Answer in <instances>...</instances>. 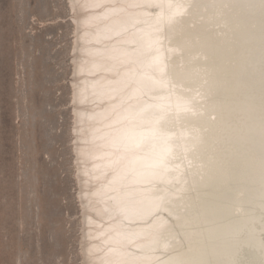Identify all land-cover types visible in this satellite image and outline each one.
I'll list each match as a JSON object with an SVG mask.
<instances>
[{
	"label": "bare ground",
	"instance_id": "obj_1",
	"mask_svg": "<svg viewBox=\"0 0 264 264\" xmlns=\"http://www.w3.org/2000/svg\"><path fill=\"white\" fill-rule=\"evenodd\" d=\"M66 2L81 264H201L198 253L208 250L213 226L202 197L222 181L221 166L227 174L220 153L229 162L232 150L209 106L220 97L206 89L218 81L207 75L218 66L208 45L227 47L232 28L221 10L233 13L236 5ZM98 32L103 38L96 42ZM228 55L220 54L222 67L235 64ZM233 118L238 126L242 117Z\"/></svg>",
	"mask_w": 264,
	"mask_h": 264
},
{
	"label": "rangeland",
	"instance_id": "obj_2",
	"mask_svg": "<svg viewBox=\"0 0 264 264\" xmlns=\"http://www.w3.org/2000/svg\"><path fill=\"white\" fill-rule=\"evenodd\" d=\"M66 0H0V264H81Z\"/></svg>",
	"mask_w": 264,
	"mask_h": 264
},
{
	"label": "water",
	"instance_id": "obj_3",
	"mask_svg": "<svg viewBox=\"0 0 264 264\" xmlns=\"http://www.w3.org/2000/svg\"><path fill=\"white\" fill-rule=\"evenodd\" d=\"M233 4L235 12L221 10V17L232 28L225 36L228 43H223L227 47L215 40L216 44L208 45L218 52V57L214 54L218 66L207 75L210 82L218 81L206 89L220 97L209 106L220 116L232 150L229 162L225 151L220 153L227 174L221 166L217 175L222 181H217L212 195L199 194L205 200L200 202L206 214L213 218L208 250L198 253L201 264H264V0H233ZM220 54H229L226 58H233L235 64L222 67ZM238 114L242 119L236 126L232 119ZM249 122L258 124L250 126ZM229 128L230 137L226 135ZM209 185L210 181L204 184L206 193Z\"/></svg>",
	"mask_w": 264,
	"mask_h": 264
},
{
	"label": "snow or ice",
	"instance_id": "obj_4",
	"mask_svg": "<svg viewBox=\"0 0 264 264\" xmlns=\"http://www.w3.org/2000/svg\"><path fill=\"white\" fill-rule=\"evenodd\" d=\"M102 38H103V37H102L101 33L98 32L97 35H96V37H95L96 42H98V40H99V39H102ZM93 51H99V50L97 49V50H93ZM81 71H83V68L81 69ZM82 81H83V79H82Z\"/></svg>",
	"mask_w": 264,
	"mask_h": 264
}]
</instances>
